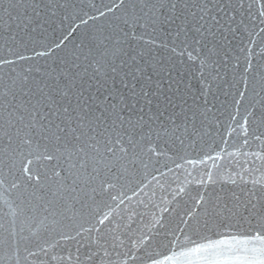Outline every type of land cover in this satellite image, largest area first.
<instances>
[{
  "label": "water",
  "instance_id": "water-1",
  "mask_svg": "<svg viewBox=\"0 0 264 264\" xmlns=\"http://www.w3.org/2000/svg\"><path fill=\"white\" fill-rule=\"evenodd\" d=\"M250 3L0 0V264H239L181 253L264 231Z\"/></svg>",
  "mask_w": 264,
  "mask_h": 264
},
{
  "label": "snow or ice",
  "instance_id": "snow-or-ice-1",
  "mask_svg": "<svg viewBox=\"0 0 264 264\" xmlns=\"http://www.w3.org/2000/svg\"><path fill=\"white\" fill-rule=\"evenodd\" d=\"M244 0H241V7H243ZM259 5V10L253 12L254 6ZM175 7V5H173ZM248 15L255 19L257 16L260 18V22L264 23V0H251L248 7ZM201 19H204L201 16ZM217 24L219 20L215 16L212 17ZM23 58V57H21ZM0 63H11V61H0ZM261 122L264 123V116L260 117ZM27 170V169H26ZM255 208V205H252ZM264 220V218H262ZM101 224L104 221H100ZM261 229H264V222L261 223ZM230 254L239 261V264H264V231H257L255 234L249 233L244 239H237L232 237L231 240H219L216 242H210L206 245H197L195 248L190 249L187 253H181L183 256L195 254V253H209L211 256L213 253L217 255H224V252ZM205 264H227V261L214 260L209 257H204ZM155 264V262H154Z\"/></svg>",
  "mask_w": 264,
  "mask_h": 264
}]
</instances>
